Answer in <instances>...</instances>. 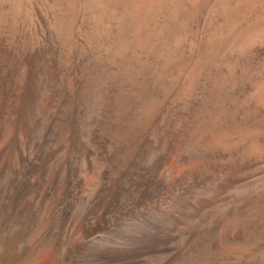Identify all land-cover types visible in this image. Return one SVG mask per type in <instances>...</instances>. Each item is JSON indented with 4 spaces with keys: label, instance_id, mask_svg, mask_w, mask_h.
I'll return each mask as SVG.
<instances>
[{
    "label": "bare ground",
    "instance_id": "6f19581e",
    "mask_svg": "<svg viewBox=\"0 0 264 264\" xmlns=\"http://www.w3.org/2000/svg\"><path fill=\"white\" fill-rule=\"evenodd\" d=\"M259 7L0 0V264H264Z\"/></svg>",
    "mask_w": 264,
    "mask_h": 264
},
{
    "label": "rangeland",
    "instance_id": "374dc122",
    "mask_svg": "<svg viewBox=\"0 0 264 264\" xmlns=\"http://www.w3.org/2000/svg\"><path fill=\"white\" fill-rule=\"evenodd\" d=\"M258 2V5L259 6H261L262 7V4H263V7H262V9L264 10V1L263 0H255V2ZM262 1V2H261ZM260 2V3H259ZM262 3V4H261ZM259 9H261L260 7H259ZM262 9L260 10V11H258L259 13H260V16L261 17H263V19H261L260 17H258V12H257V14L254 16L255 18H254V20H253V22H252V19H250L249 21H251V24H247V26L248 27H250V26H254V22H256L257 21V23H255V26L254 27H252V28H254L255 30H256V28H257V26H258V28H257V30H258V33L260 32L261 33V31L260 30H262V33L264 34V30L262 29V28H264V25H263V23H261V22H263L264 21V11L262 12ZM263 13V14H262ZM263 15V16H262ZM253 18V17H252ZM260 20H259V19ZM256 20V21H255ZM258 21L260 22V24H258ZM248 23H250V22H248ZM258 24V25H257ZM257 25V26H256ZM260 26V27H259ZM259 33V34H260ZM260 34L261 35V37H262V35L263 34ZM262 39H264V36L262 37ZM264 41V40H263ZM262 41V44L263 45H261L262 46V48H261V54L259 53V55H258V57L259 58H257V56L255 57L256 59L254 60V69H253V71H252V74L250 75V77L248 78V79H246V80H244V82H242L239 86H240V88H239V86H238V88H236V90H235V93H236V95L237 96H240V97H252V96H254V94L255 93H259V92H261V91H264V42ZM260 59V60H259ZM255 64H256V66H255ZM262 67H263V69H262ZM256 69V70H255ZM259 69V70H258ZM261 72V75L260 74H258L259 72ZM257 75V76H256ZM260 77H259V76ZM255 76H256V78H255ZM257 78H259V79H257ZM261 78V79H260ZM257 79V80H256ZM248 81V82H247ZM259 81V82H258ZM251 82V83H250ZM256 82H258L257 84H256ZM263 82V83H262ZM247 84V85H246ZM261 84V85H260ZM255 87V88H254ZM257 87H258V89H257ZM263 87V90H261V88ZM246 90H248L247 92H246ZM242 92V93H241ZM238 93V94H237ZM253 93V94H252ZM256 94V95H257ZM248 95V96H247ZM250 95V96H249Z\"/></svg>",
    "mask_w": 264,
    "mask_h": 264
}]
</instances>
